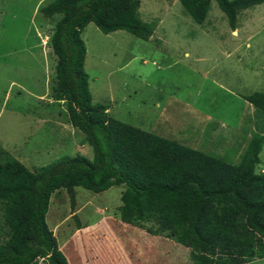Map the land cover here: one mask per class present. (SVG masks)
Returning a JSON list of instances; mask_svg holds the SVG:
<instances>
[{"label": "rangeland", "instance_id": "obj_1", "mask_svg": "<svg viewBox=\"0 0 264 264\" xmlns=\"http://www.w3.org/2000/svg\"><path fill=\"white\" fill-rule=\"evenodd\" d=\"M52 1L0 0V144L15 158L27 157L31 170L78 154L94 160L84 134L68 123L65 102L54 101L58 57L50 38L60 16L40 11ZM139 15L154 27L149 40L126 31L106 35L94 24L84 31L92 103L125 124L240 165L252 137L264 134V114L245 99L264 93V3L241 11L234 32L214 0L203 25L179 0H140ZM77 143L84 146L78 154ZM260 159L264 173V148ZM124 189L77 188L75 208L66 191L58 192L46 216L58 243L78 221L90 227L113 217ZM3 209L0 244L8 233ZM96 243L93 251L105 242Z\"/></svg>", "mask_w": 264, "mask_h": 264}, {"label": "trees", "instance_id": "obj_2", "mask_svg": "<svg viewBox=\"0 0 264 264\" xmlns=\"http://www.w3.org/2000/svg\"><path fill=\"white\" fill-rule=\"evenodd\" d=\"M179 1L196 24L205 23L213 0ZM214 1L233 32L241 11L264 3ZM139 8L140 0H53L41 8L48 19L60 16L50 38L58 57L54 101L65 102L68 123L84 134L94 160L78 154L31 170L0 145V204L8 230L0 264H69L46 221L53 197L66 191L75 208L77 188L102 194L122 185L121 206L107 219L127 234L166 236L176 245L178 259L179 250L186 259L179 264H245L264 258V173L257 170L264 134L252 137L240 165H234L111 118L106 105L92 103L84 31L94 24L106 35L126 31L149 40L154 27L141 20ZM245 99L264 114V93ZM109 223L105 234L82 237L88 254L97 238L105 242Z\"/></svg>", "mask_w": 264, "mask_h": 264}, {"label": "crops", "instance_id": "obj_3", "mask_svg": "<svg viewBox=\"0 0 264 264\" xmlns=\"http://www.w3.org/2000/svg\"><path fill=\"white\" fill-rule=\"evenodd\" d=\"M62 144H67V142L63 140ZM82 149H84V146L77 143L75 153H81ZM17 159L24 163L27 157L24 159L17 157ZM25 165L30 168L27 163ZM110 220L113 224L109 223L110 230L106 228L108 233L105 243H102L101 248L98 250L95 245L94 251L90 250V254H88L85 246L80 244L82 237L86 236V238L91 239L96 234H105L103 231L106 227L105 223L110 222ZM121 226L120 223L113 222L112 218H106L90 227L83 224L77 225L63 245H60L61 251L65 254L69 264H179L177 247L176 245L172 246L170 240L161 236L148 235L144 231H139V229L140 233L137 230L133 232L140 234L136 237L133 233L127 234L124 227L121 230ZM54 234L56 236L55 232ZM104 237L105 235L103 239ZM96 241L99 243L100 238H97ZM107 243H110L108 248L104 247ZM87 245L91 246L90 244ZM164 250H166V253ZM172 252L175 254H172ZM163 253H165V256H162Z\"/></svg>", "mask_w": 264, "mask_h": 264}]
</instances>
